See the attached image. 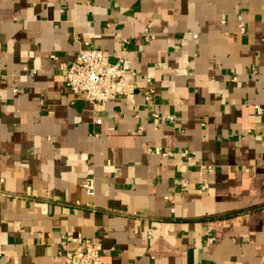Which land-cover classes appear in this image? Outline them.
I'll list each match as a JSON object with an SVG mask.
<instances>
[{"label": "crops", "instance_id": "1", "mask_svg": "<svg viewBox=\"0 0 264 264\" xmlns=\"http://www.w3.org/2000/svg\"><path fill=\"white\" fill-rule=\"evenodd\" d=\"M84 47L133 94L76 99L60 64ZM254 105L264 0H0V264H62L76 235L101 264H264Z\"/></svg>", "mask_w": 264, "mask_h": 264}, {"label": "built area", "instance_id": "2", "mask_svg": "<svg viewBox=\"0 0 264 264\" xmlns=\"http://www.w3.org/2000/svg\"><path fill=\"white\" fill-rule=\"evenodd\" d=\"M241 30L243 31V27ZM52 57L55 58V56ZM60 69L63 71L65 88L69 89L76 99L88 101L94 107L126 98L133 94L136 89L132 79L135 72L125 68L121 57H117L113 61L110 55L100 49L84 47L77 52L71 62L61 63ZM263 109L261 105H254L257 114H261ZM95 123L100 124L101 120L97 118ZM159 153L165 157L173 154L167 150H160ZM184 156L190 161H195L192 153L185 151ZM202 168L210 170L211 166L202 165ZM81 186L86 195L94 196L95 187L91 178L85 179ZM185 186L186 182L183 181L181 187ZM67 241L69 246H67ZM204 241L205 245L208 246L214 242V237L208 235ZM65 243L66 247L61 251L63 255L62 264H101V245L95 239L76 235L75 237H68Z\"/></svg>", "mask_w": 264, "mask_h": 264}]
</instances>
